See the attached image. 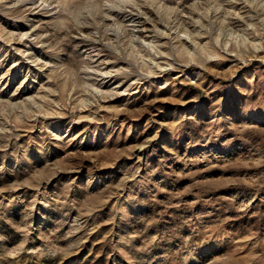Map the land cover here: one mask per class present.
<instances>
[{
	"label": "rangeland",
	"instance_id": "rangeland-1",
	"mask_svg": "<svg viewBox=\"0 0 264 264\" xmlns=\"http://www.w3.org/2000/svg\"><path fill=\"white\" fill-rule=\"evenodd\" d=\"M0 264H264V0H0Z\"/></svg>",
	"mask_w": 264,
	"mask_h": 264
}]
</instances>
